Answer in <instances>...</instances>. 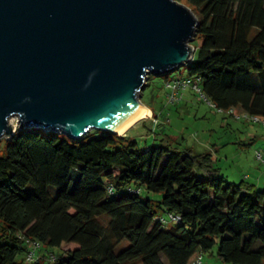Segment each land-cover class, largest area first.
Segmentation results:
<instances>
[{"label": "trees", "instance_id": "trees-1", "mask_svg": "<svg viewBox=\"0 0 264 264\" xmlns=\"http://www.w3.org/2000/svg\"><path fill=\"white\" fill-rule=\"evenodd\" d=\"M179 1L199 24L186 75L173 78L197 81L217 109L264 122V0ZM127 139L35 126L4 138L0 264H22L19 233L54 249L51 264H193L213 247L224 261L264 264V187L229 181L209 151ZM142 188L161 198H142Z\"/></svg>", "mask_w": 264, "mask_h": 264}, {"label": "water", "instance_id": "water-1", "mask_svg": "<svg viewBox=\"0 0 264 264\" xmlns=\"http://www.w3.org/2000/svg\"><path fill=\"white\" fill-rule=\"evenodd\" d=\"M199 20L179 0H0V138L118 130L150 74L189 63Z\"/></svg>", "mask_w": 264, "mask_h": 264}, {"label": "rangeland", "instance_id": "rangeland-1", "mask_svg": "<svg viewBox=\"0 0 264 264\" xmlns=\"http://www.w3.org/2000/svg\"><path fill=\"white\" fill-rule=\"evenodd\" d=\"M194 42V40H193ZM192 42V43H193ZM186 75L185 65L162 74H150L140 100L152 110L150 117L143 118L125 133L128 139L137 141V147L145 149L156 145L172 147H191L196 151H209L217 167L229 181L239 182L244 179L254 183L257 189L264 187V162L256 156V150L264 144V123L253 117L234 116L228 111L217 109L209 101L200 96L197 90L188 87L179 101L171 102L167 94L171 88L166 86L168 79ZM236 109V113H240ZM158 113V119L155 115ZM10 123L17 132L21 128L18 118L12 116ZM48 130V129H45ZM98 132V131H95ZM7 138L1 136L0 142ZM2 141L0 149H3ZM141 197H149L155 201L161 193L150 192L142 188ZM159 216L168 219V213L159 209ZM167 227L175 226V221L165 223ZM128 245L125 240L118 247L120 250ZM203 264H233L222 260L217 255L216 247L202 254Z\"/></svg>", "mask_w": 264, "mask_h": 264}, {"label": "built area", "instance_id": "built-area-1", "mask_svg": "<svg viewBox=\"0 0 264 264\" xmlns=\"http://www.w3.org/2000/svg\"><path fill=\"white\" fill-rule=\"evenodd\" d=\"M166 86L171 88V91L167 94L171 102L179 101L188 87L200 92L201 96L204 98L198 82L189 77L180 76L170 79L166 82ZM253 118L259 119L257 116H253ZM256 156L260 161L264 162V144L256 150ZM18 237L24 240L26 246L22 264H51L56 259L57 253L55 250L46 248L38 239L25 237L22 233H19ZM193 264H203L202 255H200Z\"/></svg>", "mask_w": 264, "mask_h": 264}, {"label": "bare ground", "instance_id": "bare-ground-1", "mask_svg": "<svg viewBox=\"0 0 264 264\" xmlns=\"http://www.w3.org/2000/svg\"><path fill=\"white\" fill-rule=\"evenodd\" d=\"M150 115H151V110L147 106L141 105L138 108L137 114L134 115L132 119L129 120L126 124H124L121 128H119L118 130L119 134H125L133 126V124H135V122L143 118L150 117ZM11 122H12V118L9 119V123Z\"/></svg>", "mask_w": 264, "mask_h": 264}, {"label": "crops", "instance_id": "crops-1", "mask_svg": "<svg viewBox=\"0 0 264 264\" xmlns=\"http://www.w3.org/2000/svg\"><path fill=\"white\" fill-rule=\"evenodd\" d=\"M145 106H147V105H145ZM148 107V106H147ZM150 110H151V108L150 107H148ZM151 113H152V110H151Z\"/></svg>", "mask_w": 264, "mask_h": 264}]
</instances>
